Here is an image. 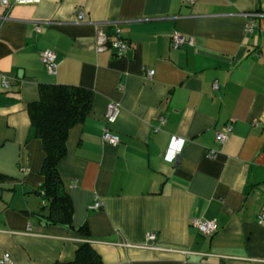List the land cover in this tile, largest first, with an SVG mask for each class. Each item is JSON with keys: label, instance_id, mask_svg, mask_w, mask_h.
<instances>
[{"label": "crops", "instance_id": "crops-1", "mask_svg": "<svg viewBox=\"0 0 264 264\" xmlns=\"http://www.w3.org/2000/svg\"><path fill=\"white\" fill-rule=\"evenodd\" d=\"M10 1L0 5V71L11 81L0 94V259L71 261L84 241L42 216L45 151L28 105L45 82L95 93L58 167L73 224H88L105 264H264V0ZM251 12L259 13L252 34ZM117 27L128 53L98 52V32ZM175 32L194 43L174 47ZM45 48L57 52L56 74L41 59ZM110 101L120 105L113 123ZM227 124L229 137L217 141ZM106 128L119 145L104 142ZM173 136L184 145L170 160ZM96 199L102 207L91 210ZM194 218H215L218 230L204 235Z\"/></svg>", "mask_w": 264, "mask_h": 264}, {"label": "trees", "instance_id": "trees-1", "mask_svg": "<svg viewBox=\"0 0 264 264\" xmlns=\"http://www.w3.org/2000/svg\"><path fill=\"white\" fill-rule=\"evenodd\" d=\"M94 96L93 89L83 85L44 82L39 85V98L28 105L34 135L42 140L45 151L41 168L44 182L38 191L45 201L42 209L47 210L42 216L47 223L67 225L84 238L73 260L52 264H105L91 240L88 224H73L74 205L58 167L68 153L70 130L88 118Z\"/></svg>", "mask_w": 264, "mask_h": 264}, {"label": "built area", "instance_id": "built-area-1", "mask_svg": "<svg viewBox=\"0 0 264 264\" xmlns=\"http://www.w3.org/2000/svg\"><path fill=\"white\" fill-rule=\"evenodd\" d=\"M188 4H193L196 0H185ZM0 5L5 8H10L12 3L10 0H0ZM249 18L248 23L246 24V32L253 33L256 29V19L259 16L257 12L246 13ZM79 18L83 19L84 14L80 13ZM36 29L39 31L40 26H36ZM185 43L193 44L194 38L187 37L180 32H175L172 36V44L174 47H179ZM131 48L130 41L123 36L122 29L117 27L112 36H109L103 31H99L97 34V51L103 52L106 50H112L116 56H124L128 53ZM259 54L258 51H256ZM41 59L46 66L47 70L51 74H56L58 71V61H57V52L53 48H45L41 51ZM154 69H147L146 74L149 77L154 75ZM218 83L215 82L214 87L218 88ZM11 87L10 76L6 73L0 71V94L6 91ZM120 113V105L115 101H110L107 105L106 110V120L108 123H113L117 120ZM162 123H165V119L161 118ZM232 130V124H227L224 131H220L216 135V139L219 142H224L229 137V134ZM103 140L106 143L117 146L121 143V136L119 133L106 128L103 133ZM184 139L179 136H173L167 150V158L173 160L176 158L183 149ZM215 150L209 152L210 155H214ZM45 203V202H44ZM102 207V202L100 199H96L93 203L89 205L91 210H99ZM257 222L264 225V212L258 215ZM193 225L204 235H213L218 230V221L215 218H194L192 221ZM157 239L156 232H150L147 235L148 241H155ZM13 258L10 253H5L0 259V264H12Z\"/></svg>", "mask_w": 264, "mask_h": 264}]
</instances>
